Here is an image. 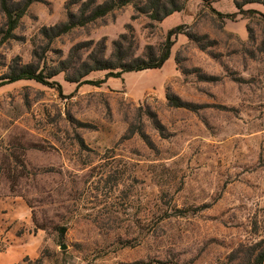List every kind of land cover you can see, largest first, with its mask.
<instances>
[{
	"label": "rangeland",
	"instance_id": "1",
	"mask_svg": "<svg viewBox=\"0 0 264 264\" xmlns=\"http://www.w3.org/2000/svg\"><path fill=\"white\" fill-rule=\"evenodd\" d=\"M82 1L36 0L7 39L0 11V264H253L264 0H178L161 21L134 0L48 37ZM175 27L159 69L66 80L99 43L148 60ZM22 71L52 84L6 83Z\"/></svg>",
	"mask_w": 264,
	"mask_h": 264
},
{
	"label": "trees",
	"instance_id": "2",
	"mask_svg": "<svg viewBox=\"0 0 264 264\" xmlns=\"http://www.w3.org/2000/svg\"><path fill=\"white\" fill-rule=\"evenodd\" d=\"M36 0H19L14 2L13 0H0V11L2 12L5 23L3 38L7 39L12 37L13 31L17 28L20 19L26 13L28 7ZM134 0H106L103 3L95 4L94 0L82 1L80 4V15H69L68 19L58 26H53L48 37H57L61 34H65L77 26H83L91 21L101 18L111 12L114 9L121 8L127 4L133 3ZM239 11L242 10V4H237ZM182 4L178 0H147L143 4L135 3L134 10L140 14L146 15L150 20L161 21L165 17L169 16L173 12L180 11ZM254 13V10H250ZM178 27L172 28L167 31L165 40L161 46L160 53L156 57H151L148 60L133 59L126 61L128 57L127 50H122L121 41L116 40L113 42V51L110 58H104V44L99 43L98 50L93 49L88 55L87 60L79 64L77 67L72 68V73L66 78L67 81L80 84H93L100 85L104 83L107 77L114 75V77H120L122 73L127 72H139L143 70L159 69L168 60L170 55V49L173 45V37L178 31ZM102 54V55H101ZM71 66H69L68 69ZM62 68L60 71H63ZM119 70V72L113 74L112 71ZM95 71H108L102 80L92 82L84 79L91 72ZM54 75V74H52ZM44 77L41 74H35L29 71H22L19 74L12 75L8 78L6 83L14 82L22 79H31L43 85H51L46 79L52 77ZM168 101H172L173 96L166 95ZM173 103V102H172ZM175 105V103H174ZM255 259L253 264H264V241L257 244L255 249ZM28 259V258H27ZM25 258L24 261H27ZM40 259H36L37 263H40Z\"/></svg>",
	"mask_w": 264,
	"mask_h": 264
}]
</instances>
